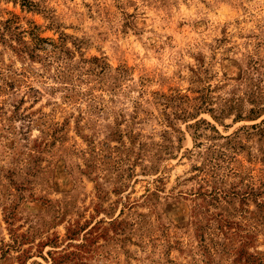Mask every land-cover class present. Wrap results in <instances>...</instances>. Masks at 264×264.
Wrapping results in <instances>:
<instances>
[{"label":"rangeland","instance_id":"rangeland-1","mask_svg":"<svg viewBox=\"0 0 264 264\" xmlns=\"http://www.w3.org/2000/svg\"><path fill=\"white\" fill-rule=\"evenodd\" d=\"M0 264H264V0H0Z\"/></svg>","mask_w":264,"mask_h":264},{"label":"trees","instance_id":"trees-1","mask_svg":"<svg viewBox=\"0 0 264 264\" xmlns=\"http://www.w3.org/2000/svg\"><path fill=\"white\" fill-rule=\"evenodd\" d=\"M39 42H42V43H44L45 41H44V39H37ZM202 123H204V124H208V123H206L204 120H202L201 121Z\"/></svg>","mask_w":264,"mask_h":264}]
</instances>
